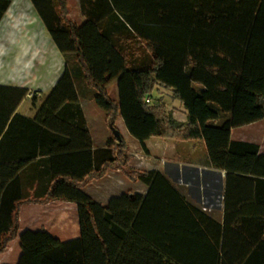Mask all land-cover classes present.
<instances>
[{
    "label": "trees",
    "instance_id": "1",
    "mask_svg": "<svg viewBox=\"0 0 264 264\" xmlns=\"http://www.w3.org/2000/svg\"><path fill=\"white\" fill-rule=\"evenodd\" d=\"M32 1L67 63L33 119L15 114L28 90L0 86V253L18 236L22 204L64 200L78 206L81 235L63 241L27 229L18 264H264V154L231 139L233 128L264 119V0H160L146 21L141 12H124L119 0H81L105 34L103 20L116 10V36L109 37L126 61L119 100L95 78L69 1ZM9 4L0 0V20ZM78 74L97 91L109 127L122 116L144 149L151 137L205 142L212 166L227 173L224 224L161 172L128 165L122 135L98 163ZM157 86L185 107V122L163 96L146 102ZM80 152L87 156L82 172ZM110 170L144 182L147 193L127 191L105 205L82 190ZM30 174L40 185L34 195Z\"/></svg>",
    "mask_w": 264,
    "mask_h": 264
},
{
    "label": "crops",
    "instance_id": "2",
    "mask_svg": "<svg viewBox=\"0 0 264 264\" xmlns=\"http://www.w3.org/2000/svg\"><path fill=\"white\" fill-rule=\"evenodd\" d=\"M67 1L70 7L69 16L77 24L86 58L94 69L95 78L104 85L112 99L119 100L118 81L126 69V61L109 37L110 34H116L114 24L117 20L110 19L116 10L110 12L111 14L103 20L102 28L105 34L97 23L83 13L81 0ZM119 1L124 12H141L144 16L142 20L146 21L149 20L146 17L153 14V8L157 7V2L160 0ZM32 2V0H10L0 20V86L21 87L28 90L17 106L15 114H22L31 119L35 118L46 97L58 83L67 63L66 56L57 47ZM120 18L123 20L122 16ZM97 70L101 71L100 75ZM75 83L91 135L92 150L97 151L94 158L100 163L102 155L108 153L106 150L109 149V143L115 135L107 123V112L97 102V91L88 86L80 74L75 79ZM157 87V90L162 92L161 87ZM175 102L178 103H176L178 109H175L173 116L177 121L185 122L187 110L179 101L175 100ZM179 109L181 111H178ZM261 124H264V119L233 128L231 139L257 144L260 153L264 154V125L259 126ZM116 126L128 145V165L161 172L190 203L224 224L227 173L212 166L203 140L182 141L174 138L151 137L144 142L146 150L141 142L131 135L122 116L117 118ZM253 126L258 128L253 130L255 134L244 130ZM2 137L3 135L0 136V140ZM13 143L15 144V140ZM17 143L20 141L18 140ZM77 155L76 169L82 172L86 169L87 156L84 152ZM25 181L29 185L30 195L39 191L40 185L36 175H28ZM82 190L95 201L106 205L112 197L120 196L127 191L145 195L148 185L140 180H129L122 171L110 170L106 177L94 179ZM78 225L80 228L78 206L72 201L24 203L20 208L18 236L9 243L4 252L0 253V264H18L22 254L20 234L23 231L44 229L55 237L67 241L77 238V235L65 236L62 231H55V228L71 229L73 226L76 230Z\"/></svg>",
    "mask_w": 264,
    "mask_h": 264
},
{
    "label": "rangeland",
    "instance_id": "3",
    "mask_svg": "<svg viewBox=\"0 0 264 264\" xmlns=\"http://www.w3.org/2000/svg\"><path fill=\"white\" fill-rule=\"evenodd\" d=\"M100 70H97V73H98V75H100ZM157 89H158V87H157ZM161 90H162V92L160 91V90H155L154 92H153V94L155 95V96H151V97H160V96H163L164 97V100H166L165 102H166V104L168 105V108H169V110H171V112H172V114H174V112H175V109H178V108H176V103L177 102H175V100L173 99V97H172V93L170 92V91H168V90H166L165 88H163V87H161ZM160 92V93H159ZM153 99H155V98H153ZM168 102V103H167ZM178 104V103H177ZM180 107H181V105H180ZM178 111H181L180 109L178 110ZM180 116V115H179ZM179 118V117H178ZM262 125H264V124H261V125H259V126H262ZM115 126H116V124H115ZM117 127V126H116ZM258 129V128H257ZM256 129V126H253V127H248V128H246V129H244L245 131H249L248 133H251V132H253V130H257ZM253 134H255V132H253ZM128 152V151H127ZM55 231H57V232H59V231H62V234H64L65 236L66 235H71V237H73L74 235H77V237L79 236V235H81L80 234V228H79V225L77 226V228H76V230H75V228L73 227V226H71V229H68V228H55Z\"/></svg>",
    "mask_w": 264,
    "mask_h": 264
},
{
    "label": "water",
    "instance_id": "4",
    "mask_svg": "<svg viewBox=\"0 0 264 264\" xmlns=\"http://www.w3.org/2000/svg\"><path fill=\"white\" fill-rule=\"evenodd\" d=\"M111 130L113 131L115 137L118 138V139L120 140V139H121V137H120V136H121V132L119 131V129H117V128H112Z\"/></svg>",
    "mask_w": 264,
    "mask_h": 264
},
{
    "label": "built area",
    "instance_id": "5",
    "mask_svg": "<svg viewBox=\"0 0 264 264\" xmlns=\"http://www.w3.org/2000/svg\"><path fill=\"white\" fill-rule=\"evenodd\" d=\"M146 102H147V103H151V102H153V97L148 96V97L146 98Z\"/></svg>",
    "mask_w": 264,
    "mask_h": 264
}]
</instances>
